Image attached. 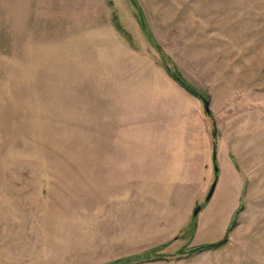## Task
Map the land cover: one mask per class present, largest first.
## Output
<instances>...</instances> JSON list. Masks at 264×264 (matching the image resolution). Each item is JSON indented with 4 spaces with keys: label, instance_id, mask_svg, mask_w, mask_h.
<instances>
[{
    "label": "rangeland",
    "instance_id": "obj_1",
    "mask_svg": "<svg viewBox=\"0 0 264 264\" xmlns=\"http://www.w3.org/2000/svg\"><path fill=\"white\" fill-rule=\"evenodd\" d=\"M162 95L196 155L96 166L100 121L124 125L133 101L156 113ZM213 146L239 183L222 167L192 235ZM229 216L225 247L181 254L222 241ZM163 245L141 264H264V0H0V264H113Z\"/></svg>",
    "mask_w": 264,
    "mask_h": 264
},
{
    "label": "crops",
    "instance_id": "obj_2",
    "mask_svg": "<svg viewBox=\"0 0 264 264\" xmlns=\"http://www.w3.org/2000/svg\"><path fill=\"white\" fill-rule=\"evenodd\" d=\"M133 92L134 90H140L143 92L145 86H130ZM145 102H132L130 104H124L125 115L127 116L125 124L120 123L114 124L113 118H109L108 124L104 122L99 123V125H107L108 129H103V136L99 139H95L94 147V157L100 159L99 162L95 160V165L102 164V158L108 156L114 157H137L140 158L142 163L147 162L149 167L159 166L162 164L158 159L172 158H190L196 155L195 149H185L182 148L181 143L187 142L189 136L182 134V126L176 121L179 119L178 114L175 115L174 111L177 109V103L165 102L164 97L159 99L157 102H152L151 105L155 106L157 110L156 113H145ZM130 111V112H129ZM168 111V112H165ZM120 113H116L114 118L119 117ZM128 116H131L128 118ZM149 117V119H147ZM124 127V128H122ZM194 140V139H193ZM214 149V146H213ZM213 149L210 153L209 160L213 159ZM216 149V148H215ZM221 153V154H220ZM217 164L219 168L218 183L222 176V167L228 170L229 174L232 175L236 181L234 183L233 191L236 188L237 183H239L238 173L236 172L235 162L231 159L228 153L225 151L216 150ZM148 159V160H144ZM151 159V160H149ZM222 161V163H221ZM153 164V165H152ZM175 164V163H174ZM99 165V166H100ZM223 165V166H222ZM174 167L175 165H171ZM103 172L107 171L106 167L103 165ZM214 170V169H213ZM102 172L99 170V173ZM236 176V177H235ZM217 183V187H218ZM216 187V190H217ZM215 190V193H216ZM235 193V192H234ZM215 195V194H214ZM236 195V194H235ZM214 197V196H213ZM213 199V198H212ZM210 203V202H209ZM208 203V204H209ZM232 212L230 213L231 216ZM230 216L227 217L224 223V232L227 231V224L230 220Z\"/></svg>",
    "mask_w": 264,
    "mask_h": 264
},
{
    "label": "trees",
    "instance_id": "obj_3",
    "mask_svg": "<svg viewBox=\"0 0 264 264\" xmlns=\"http://www.w3.org/2000/svg\"><path fill=\"white\" fill-rule=\"evenodd\" d=\"M134 5L136 6L135 2H134ZM138 11L140 12V10H138ZM139 22H140L142 29L146 33L147 37L150 39V41L152 43H154V40H152V36H151L150 31H149L148 25L145 22L144 15L141 12L139 13ZM114 25H115V28L117 31H119L122 35H124L126 38H128V40L130 39L129 35L127 33H125L124 30L122 29L117 18L114 19ZM155 47L159 52H161V50L159 49V47L156 44H155ZM162 66L165 69V71L167 72V74L169 76H171L181 87H183L185 90H187L189 93H191L195 97H197L203 101L206 100L196 89H194L188 83H186L182 79V77L179 73H174L170 68H168L166 61L162 62ZM187 86L190 87L191 89L195 90L196 92L192 91ZM206 101H208V100H206ZM202 206L205 209V207L207 205L202 204ZM192 219H193V217H192ZM196 221H197V218L193 219L192 225L190 227V231H191L190 233L192 235H194L196 233V229H197ZM234 227H235V222L233 221L231 223L227 233H226V237L222 241L215 243V244L203 245V246L191 248V249H188L187 251L181 252V254L185 253L187 256H194V255H197V254H200L203 252L217 251V250L222 249L223 247H225L228 244V236L233 231ZM167 246L168 245H163V246L159 247L158 249H156L150 253H146V254H143L140 256L129 257V258H126L125 260H121V261L115 262L113 264H141V263H145V262H158L160 260L162 261L161 258L154 256V255L157 254L158 251L164 250Z\"/></svg>",
    "mask_w": 264,
    "mask_h": 264
},
{
    "label": "water",
    "instance_id": "obj_4",
    "mask_svg": "<svg viewBox=\"0 0 264 264\" xmlns=\"http://www.w3.org/2000/svg\"><path fill=\"white\" fill-rule=\"evenodd\" d=\"M188 87V86H187ZM189 89H191L190 87H188ZM192 91L196 92L195 90L191 89ZM204 105H205V112L207 115H210V103L206 100H204ZM215 137V136H214ZM212 162H213V169H214V182L210 188V191L207 195V198H206V203H204L205 205H207L213 198L214 194H215V190H216V187H217V183H218V177H219V168H218V164H217V155H216V149L214 147L213 149V159H212ZM204 210L203 206L202 205H198L194 211H193V214H192V217L193 219H196L198 218V216L200 215V213Z\"/></svg>",
    "mask_w": 264,
    "mask_h": 264
}]
</instances>
